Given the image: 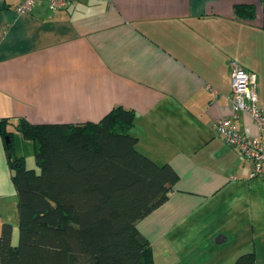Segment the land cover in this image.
Here are the masks:
<instances>
[{"label": "crops", "instance_id": "obj_1", "mask_svg": "<svg viewBox=\"0 0 264 264\" xmlns=\"http://www.w3.org/2000/svg\"><path fill=\"white\" fill-rule=\"evenodd\" d=\"M21 2L0 0L8 131L22 119L83 124L115 107L133 111L138 150L179 175L166 203L138 223L155 264H235L247 253L262 262L264 178H251L216 123L233 117V64L257 76L264 104V0H74L61 12L42 1L25 16ZM250 5L254 18H238L236 8ZM236 124L264 142L246 115ZM7 217L0 209V235Z\"/></svg>", "mask_w": 264, "mask_h": 264}, {"label": "trees", "instance_id": "obj_2", "mask_svg": "<svg viewBox=\"0 0 264 264\" xmlns=\"http://www.w3.org/2000/svg\"><path fill=\"white\" fill-rule=\"evenodd\" d=\"M252 19L254 6H238ZM3 119L12 182L18 195L19 240L5 224L0 264H155L138 223L163 206L179 181L170 164L159 165L131 134L135 113L115 107L97 122L17 125L26 141L39 144L38 170L15 155L14 132ZM255 253L235 264H255Z\"/></svg>", "mask_w": 264, "mask_h": 264}, {"label": "built area", "instance_id": "obj_3", "mask_svg": "<svg viewBox=\"0 0 264 264\" xmlns=\"http://www.w3.org/2000/svg\"><path fill=\"white\" fill-rule=\"evenodd\" d=\"M46 1L51 12H61L69 8L74 0H22L17 13L25 16ZM232 94L229 97L233 108L232 118H222L216 123L218 136L231 147L236 148L243 158L251 163V178H264V142L252 135L251 129H239L236 122L239 115L249 117L264 136V104L258 93L257 76L233 64L231 72ZM3 119L0 117V125ZM235 179V178H233Z\"/></svg>", "mask_w": 264, "mask_h": 264}, {"label": "rangeland", "instance_id": "obj_4", "mask_svg": "<svg viewBox=\"0 0 264 264\" xmlns=\"http://www.w3.org/2000/svg\"><path fill=\"white\" fill-rule=\"evenodd\" d=\"M9 128L14 132V152L17 158L21 156L25 157L26 167L28 169L38 170L35 156L37 150L39 149V144L26 141L23 138L21 132L17 130V126H15V124L10 125ZM0 144L4 147L5 150L6 143L4 142V139L2 137H0ZM36 146L37 149L35 148ZM12 176L13 172L9 166L8 159L6 158L5 164H2V160H0V209L2 210L4 216H8L6 220L11 222L14 227L13 244L17 245L20 232L19 213L17 207L18 198L12 182ZM263 261L258 262V264H263Z\"/></svg>", "mask_w": 264, "mask_h": 264}]
</instances>
